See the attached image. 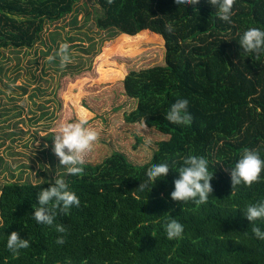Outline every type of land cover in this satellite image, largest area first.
I'll return each instance as SVG.
<instances>
[{"label":"trees","instance_id":"trees-1","mask_svg":"<svg viewBox=\"0 0 264 264\" xmlns=\"http://www.w3.org/2000/svg\"><path fill=\"white\" fill-rule=\"evenodd\" d=\"M78 1L0 0V58L6 48L34 47L46 25L71 15ZM98 3L96 25L108 34L106 40L121 35L137 39L133 44L144 58L136 61L150 64L133 69L128 62V73L114 86L116 93L103 102L109 119L96 121L100 113L90 115L89 108L81 107L74 116L67 111L62 124L86 114L89 126L109 127L118 119L134 123V116L143 120L140 132L169 133L177 143L161 144L151 154V145H139L133 132L131 140L109 145L98 136L85 153L84 172L66 174L80 205L66 214L58 212L55 223L64 225L63 234L31 219L38 191L49 187L50 177L5 182L0 192V264H264V240L255 238L242 211L264 200V171L251 186H237L231 195L228 170L246 148H256L264 157V53L245 52L238 43L246 29H264V0H234L231 23L218 19L208 0L180 7L175 0ZM179 98L189 101L195 127L165 119ZM56 132L49 135L51 144ZM189 155L205 157L214 173L213 193L203 205L170 197L177 171ZM165 161L172 166L167 177L151 192L138 189L146 170ZM172 216L184 225L182 237L175 240L164 231ZM255 223L264 229V220ZM13 231L31 241L18 256L6 247ZM60 235L63 245L56 243Z\"/></svg>","mask_w":264,"mask_h":264},{"label":"rangeland","instance_id":"rangeland-1","mask_svg":"<svg viewBox=\"0 0 264 264\" xmlns=\"http://www.w3.org/2000/svg\"><path fill=\"white\" fill-rule=\"evenodd\" d=\"M100 11L98 0H79L71 15L46 25L41 40L34 47L3 50L0 58V192L8 181L38 182L45 177L52 179L55 173L65 179L66 168L58 166L59 159L51 150L50 133L58 131L67 111L71 110L74 116L81 107L89 108L90 115L100 113L102 117L96 121L109 119L110 113L103 102L116 93L114 86L128 73L125 68L130 67L128 62L134 64L133 69L150 64L148 60L145 64L136 61L144 58L143 51L133 44L137 39L121 35L106 40L108 34L96 25ZM61 44L68 45L65 53L68 59L63 62L58 55ZM132 120L134 123L118 119L109 127L100 126V129L99 124L94 127L108 145L131 140V132L134 138H139V145L150 140L151 154L163 145L177 143L178 138L170 137L169 133L154 131L146 136L145 132H140L143 120L134 116ZM178 125L188 129L195 127L193 119Z\"/></svg>","mask_w":264,"mask_h":264},{"label":"clouds","instance_id":"clouds-1","mask_svg":"<svg viewBox=\"0 0 264 264\" xmlns=\"http://www.w3.org/2000/svg\"><path fill=\"white\" fill-rule=\"evenodd\" d=\"M176 5H198L200 0H175ZM217 12L218 19L231 23L234 0H208ZM171 32V28H169ZM239 45L245 52L264 53V29L251 27L246 29L239 38ZM68 50L67 44H61L58 55H61L62 62L67 60L65 54ZM51 59V57H49ZM189 101L179 98L171 104L165 119L173 124H187L191 121V114L188 112ZM151 134V130L145 129V135ZM99 136L98 131L88 125V117L81 114L74 122L62 124L52 138L51 150L59 159V165L66 168L67 174L79 175L84 172L85 153L91 150L94 142ZM151 141L146 140V146H150ZM48 145L45 144V148ZM172 166L165 161L151 166L144 173L143 182L138 188L141 191L150 190L158 180H164ZM232 183L231 195L235 194L237 186H251L256 182L264 171V157L256 148L245 149L235 162L234 166L228 167ZM178 178L174 180V189L170 197L175 202L186 203L194 201L196 205L206 204L213 193L212 179L214 173L210 172L208 160L203 156L189 155L183 158V166L177 171ZM38 205L33 204L34 213L31 219L39 225L54 226L58 233H65L66 229L62 224H56L55 220L58 212L67 213L73 206L80 205L78 195L69 188L65 179L56 175L53 176L49 187L41 188L37 194ZM247 220L251 221V231L255 238L264 240V229L256 225L257 220H264V200L250 203L242 210ZM173 217V216H172ZM164 231L169 240L182 237L184 225L175 217L168 219L164 224ZM57 244L63 245L65 238L60 235ZM31 241L21 238L18 232L13 231L7 235L6 247L13 254L18 256L20 250L29 248Z\"/></svg>","mask_w":264,"mask_h":264}]
</instances>
